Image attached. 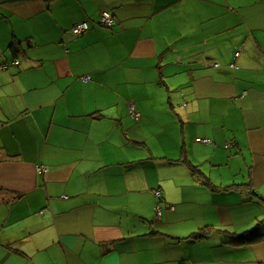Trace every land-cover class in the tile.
Returning <instances> with one entry per match:
<instances>
[{
  "label": "crops",
  "instance_id": "1",
  "mask_svg": "<svg viewBox=\"0 0 264 264\" xmlns=\"http://www.w3.org/2000/svg\"><path fill=\"white\" fill-rule=\"evenodd\" d=\"M263 220L264 0H0V264H264Z\"/></svg>",
  "mask_w": 264,
  "mask_h": 264
},
{
  "label": "built area",
  "instance_id": "2",
  "mask_svg": "<svg viewBox=\"0 0 264 264\" xmlns=\"http://www.w3.org/2000/svg\"><path fill=\"white\" fill-rule=\"evenodd\" d=\"M100 22L101 24H103L104 26L108 27V28H112L114 26V24L116 23V18H115V15L109 11V10H104L102 13H101V17H100ZM90 29V24L88 21H80V22H77L72 30H73V33L75 35H82L83 33L87 32L88 30ZM240 52H237L236 53V56H239ZM20 61H15V64H19ZM216 67H219L220 65L218 63L214 64ZM231 67L234 66V64L232 63L230 65ZM4 70H6L8 68L7 64L4 65L2 67ZM84 80H88L90 79L89 76H86L83 78ZM131 113L134 117L138 118L140 116V113L137 112L135 110V107L132 105L131 106ZM198 141H201V142H204V143H211V140L210 139H207V138H198ZM227 147H231L230 144L227 145ZM39 170L41 172H45L47 171V168L44 167V166H41L39 167ZM157 195L160 197V199L163 198V194L161 192H157ZM171 208L174 209V206L171 205ZM157 215L160 216L161 215V206L158 205V208H157Z\"/></svg>",
  "mask_w": 264,
  "mask_h": 264
},
{
  "label": "trees",
  "instance_id": "3",
  "mask_svg": "<svg viewBox=\"0 0 264 264\" xmlns=\"http://www.w3.org/2000/svg\"><path fill=\"white\" fill-rule=\"evenodd\" d=\"M164 198V197H163ZM204 233H198L196 234V237L203 236ZM264 220L261 221L258 226H256L254 229L233 235L232 241H234L237 244H245V243H251V241H259L264 239Z\"/></svg>",
  "mask_w": 264,
  "mask_h": 264
},
{
  "label": "rangeland",
  "instance_id": "4",
  "mask_svg": "<svg viewBox=\"0 0 264 264\" xmlns=\"http://www.w3.org/2000/svg\"><path fill=\"white\" fill-rule=\"evenodd\" d=\"M192 236H190L189 238H191Z\"/></svg>",
  "mask_w": 264,
  "mask_h": 264
}]
</instances>
